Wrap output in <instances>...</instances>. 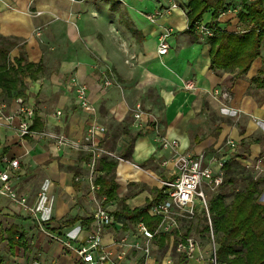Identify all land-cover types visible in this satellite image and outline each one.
Wrapping results in <instances>:
<instances>
[{
	"label": "crops",
	"instance_id": "obj_1",
	"mask_svg": "<svg viewBox=\"0 0 264 264\" xmlns=\"http://www.w3.org/2000/svg\"><path fill=\"white\" fill-rule=\"evenodd\" d=\"M230 1L218 21L221 28L236 32L243 25ZM171 2L0 0V36L13 41L8 61L17 67V58L24 56L32 64L17 75L19 82L14 89L7 91L0 86L4 113L18 107L21 98L34 108L43 128L72 138L80 139L91 126H105L99 138L124 158L117 162L115 180L118 197L131 208L145 204L161 188L162 180L176 175L172 149L162 145L146 118L134 116L138 104L157 115L161 134L177 139L179 152L197 155L205 151L210 155L221 149L226 175L236 167L264 178V87L255 85V79L264 77L260 72L264 69V48L239 77L230 71H216L210 66L209 43L186 32L188 0L177 1V9L156 21L147 18L150 10ZM212 11L203 15V24L212 20ZM168 28H172L170 48L161 55L159 38ZM108 68L113 70L115 83L104 87ZM73 77L86 85L92 109L80 105ZM189 79L196 81V90L184 88ZM216 88L228 89L231 96H213ZM132 137V150L126 157ZM4 156L18 159L19 168L11 172L12 184L35 208V214L31 213L18 201L0 194L1 228L15 225L17 235H23L29 246L11 247L8 239L0 242L11 251L12 259L6 264L34 258L75 264L77 255L64 241L78 244L86 239L92 222L84 219L91 217L95 207L86 181L76 179L87 172L86 156L71 147L59 148L47 139L22 137L17 122L8 123L0 113V171ZM260 202L264 203V184ZM106 206L114 211L118 200ZM67 218L77 220L60 228L58 221ZM51 219V226L58 228L54 231L43 224ZM119 233L115 227L106 228L104 241L110 243Z\"/></svg>",
	"mask_w": 264,
	"mask_h": 264
},
{
	"label": "built area",
	"instance_id": "obj_2",
	"mask_svg": "<svg viewBox=\"0 0 264 264\" xmlns=\"http://www.w3.org/2000/svg\"><path fill=\"white\" fill-rule=\"evenodd\" d=\"M178 7V2L173 0L171 4L157 8L154 13H148L147 18L156 21L159 16L168 14ZM196 26L202 34V39L214 34V29L201 21ZM171 32L172 28H168L159 38L158 52L161 55L169 51ZM114 83L113 70L108 68L102 84L108 87ZM72 84L76 88L80 105L85 109H92L86 85L80 83L75 77L72 78ZM184 88L196 90L198 87L195 80L189 79L185 82ZM211 94L223 98L231 96L228 89L221 88L214 89ZM17 101L18 107L6 114L4 113L6 104L0 100V113L1 118L6 119L8 123L17 122V128L22 137L47 139L59 148L71 147L86 156L87 172L84 175H77L76 179L86 181L90 200L95 203V207L91 214L92 226L86 239L78 244L64 241V244L77 255L75 264H222L217 256V233L213 225L208 198L209 191L219 188L227 177L224 169L226 161L223 159L221 149L210 155L205 151L197 155L179 152V141L170 140L161 134L157 115L144 110L141 104L136 106L134 116L137 119L146 118V123L150 122L157 130L158 139L162 145L172 149V160L176 167L175 176L161 181L163 199L154 203L149 210L151 215L161 218L157 229L151 231L143 221L132 223L124 217H117L106 206V196L100 194L99 179L105 173L101 168L102 160L115 162L124 160L101 142L99 135L106 131L105 126L94 125L87 128L80 139L53 129L36 128L34 127V108L27 106L21 98ZM57 114H61V111H57ZM228 145L234 147L236 143L228 141ZM2 162L4 169L0 171V194L18 201L25 210L35 214V208L28 205L27 195L20 194L12 184L11 172L19 168L18 159L4 156ZM200 213L205 216L209 227L206 238L201 232L190 230L191 223L197 222ZM108 227H115L124 233L114 236L110 243H106L104 232ZM131 233L134 235L132 241H130ZM162 234L169 235L166 240L167 247L163 248L161 256L155 257L153 251L155 248L157 250V245H160ZM131 254L137 255L134 261H128ZM22 264L57 263H45L41 259L34 258Z\"/></svg>",
	"mask_w": 264,
	"mask_h": 264
},
{
	"label": "trees",
	"instance_id": "obj_3",
	"mask_svg": "<svg viewBox=\"0 0 264 264\" xmlns=\"http://www.w3.org/2000/svg\"><path fill=\"white\" fill-rule=\"evenodd\" d=\"M241 5L237 16L243 28L236 32L219 26V16L229 6L226 0H188L186 6L188 16L186 32L191 33L195 39L202 37L197 29V23L212 8V20L208 26L214 29V34L205 38L210 45V66L216 71H230L234 73V77L245 74L253 61L261 56L264 48V0H241ZM12 46L13 41L10 38L0 36V86L7 91L17 86L19 73H25L32 67L24 56L17 58V67L8 61V53ZM260 72L263 75L264 69ZM255 85L264 87V77L255 79ZM34 127L43 128L37 117ZM132 144L133 137L126 147V157L132 150ZM116 166L117 162L113 160H102L101 168L105 173L99 179L100 194L106 196V203L118 200V207L113 211L117 217H124L132 223L143 221L151 231H155L161 218L151 215L149 210L154 203L163 199L162 188L156 189L153 197L145 204L131 208L125 203L124 198L118 197V184L115 180ZM235 168L231 170L236 173L240 172L246 178V187L236 191L232 200L227 201L224 189L229 182L235 180L226 177L219 187V192L213 194L210 199V212L217 233V256L222 264H264V203L260 202L264 178L245 174L244 168H238L239 170ZM76 220L77 218H67L58 221L59 227L72 225ZM84 221L90 223L92 217ZM52 222L53 219L43 224L48 230L54 231L58 228L52 227ZM2 225L0 222V242L8 239L11 247L23 244L28 249L26 238L23 235H17L15 225L8 229H2ZM208 229V224L205 223L203 230L207 232ZM168 238V234H162L160 237V246L164 249L167 247Z\"/></svg>",
	"mask_w": 264,
	"mask_h": 264
},
{
	"label": "rangeland",
	"instance_id": "obj_4",
	"mask_svg": "<svg viewBox=\"0 0 264 264\" xmlns=\"http://www.w3.org/2000/svg\"><path fill=\"white\" fill-rule=\"evenodd\" d=\"M153 1H155V0H153ZM177 1H181V0H177ZM152 3H154V2H152ZM230 6H231V9L236 8L237 10H239L242 6L241 0H234V1L231 0ZM155 11H156V8H154L153 10H150L151 13L152 12L154 13ZM237 29L240 30V27H238ZM232 171L233 170L227 171V177L235 180L234 182H229V184L224 189L226 191L225 193L227 195V201L232 200L233 195L237 191V189L241 190V189L245 188L247 185V180H246V178L243 177V175L242 176L240 175L239 177H237L236 175L232 174ZM245 172L247 173V170ZM217 192H219V188L215 189L214 191H209V194H208L209 195L208 196L209 205H210L211 196ZM205 223H206L205 216L202 213H200L197 222L191 223L190 230L201 232L203 234V237L206 238V235H207L206 230H203ZM125 230H127V228H125ZM123 233H124V231L120 232L119 234L123 235ZM128 233H130V232H128ZM133 239H134V235L131 233L130 241H132ZM153 252H154L155 257L161 256L163 254V248H161L160 245H157V250L155 248V250ZM132 255H133V257H132ZM135 256H137V255H135V254L129 255L128 261H132V260L134 261L136 259ZM0 259H1L0 264H6L7 262H9L12 259L11 251L5 243L2 246L0 245Z\"/></svg>",
	"mask_w": 264,
	"mask_h": 264
}]
</instances>
